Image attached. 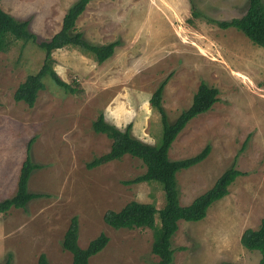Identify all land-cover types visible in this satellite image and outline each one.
Instances as JSON below:
<instances>
[{
	"label": "rangeland",
	"instance_id": "rangeland-1",
	"mask_svg": "<svg viewBox=\"0 0 264 264\" xmlns=\"http://www.w3.org/2000/svg\"><path fill=\"white\" fill-rule=\"evenodd\" d=\"M75 1L2 0L0 5L14 18L28 19L29 30L41 41L59 31ZM247 5L248 0H90L75 30L91 43L117 40L114 52L98 63L77 47L53 50L52 67L73 90L46 75L32 107L15 101L13 93L40 68L44 51L32 39L12 38L8 50L0 51V153L13 156L7 175L14 182L0 200L16 191L30 138L31 158L40 167L27 188L44 196L24 209L0 213V264L8 253L11 264H37L41 252L49 264H71L61 241L72 216L78 219L80 247L100 232L108 238L88 264H156L151 228L115 229L103 215L130 200L162 208L161 184L126 183L145 170L129 154L91 168L87 163L111 145L110 138L92 129L99 113L109 123L108 115L114 114L118 126L111 124L124 129L130 123L133 136L159 145L160 115L149 98L164 79L162 105L169 122L190 105L200 81L218 89L211 108L190 119L168 150L171 160L182 159L210 145L205 159L176 173L180 204L211 187L233 162L243 172L203 219L177 222L172 264H258L259 251L244 248L240 236L264 217V46L215 22L241 16Z\"/></svg>",
	"mask_w": 264,
	"mask_h": 264
},
{
	"label": "trees",
	"instance_id": "trees-1",
	"mask_svg": "<svg viewBox=\"0 0 264 264\" xmlns=\"http://www.w3.org/2000/svg\"><path fill=\"white\" fill-rule=\"evenodd\" d=\"M89 1L76 0L73 2L64 13L59 31L51 38L41 41H38L36 35L29 30L28 19H16L4 11L0 5V51L8 50L12 38L24 41L32 39L44 51L40 68L36 72L28 74L15 89L13 93L15 101H22L27 106L32 107L38 91L44 88L42 78L46 75L63 89L73 90L52 67L51 53L57 48L77 47L81 51L91 54L98 63L105 61L112 55L114 47L118 43L117 40L104 44L91 43L83 37L81 32L75 30V21ZM215 22L221 28L235 27L253 43L264 46L263 0H248L246 11L241 16L228 20H216ZM165 83L166 79L161 81L149 98L150 105L160 115L162 134L159 145H151L133 136L130 123L124 129H120L107 122L103 114L99 113L92 122V129L95 132L104 133L110 138L111 145L106 153L94 157L87 163V166L91 168L102 161L116 160L125 154H129L140 159L145 170L134 178L126 180V183L157 181L161 184L165 199L162 208L157 209L153 202L130 200L119 210L108 209L103 215L104 222L115 229L151 228L153 230L151 252L158 257L156 264H172L174 250L171 247V237L178 227L177 222L179 220L197 221L203 219L212 202L226 196L230 184L238 175L243 173L235 167V162H233L216 178L211 187L193 198L190 203L180 204L176 173L205 159L210 151V145L206 144L196 154L182 159L171 160L168 157V150L172 141L190 119L211 108L217 100L218 89L200 81L190 105L183 109L172 122H169L162 105V91ZM32 139L28 140L26 155L19 168L16 191L11 197L0 200V213H5L12 207L24 209L31 199L44 196V193L30 192L27 188L32 171L40 167L30 155ZM156 212L159 216V225L155 223ZM78 230V219L76 216H72L63 234L61 245L64 250L71 254V264H88L89 257L99 252L108 238L105 233L100 232L85 247H80ZM240 243L248 250L259 251L258 264H264V217L258 227H247L243 230ZM11 257L12 255L8 253L3 264H11ZM37 264H49L45 253L39 254Z\"/></svg>",
	"mask_w": 264,
	"mask_h": 264
},
{
	"label": "crops",
	"instance_id": "crops-1",
	"mask_svg": "<svg viewBox=\"0 0 264 264\" xmlns=\"http://www.w3.org/2000/svg\"><path fill=\"white\" fill-rule=\"evenodd\" d=\"M62 48L63 47L57 48L55 50H60ZM115 118H116V116L114 114L108 115V120L111 123L118 126V123L116 121H114V120H116ZM12 160H13V156L7 150H4L0 153V173H2L0 175V194H2V193L4 194V193L10 191L9 189H11L13 186V182H14L13 178H8V175H7V170L9 169V164H11ZM21 162H22V160H21ZM7 212H9V210Z\"/></svg>",
	"mask_w": 264,
	"mask_h": 264
}]
</instances>
